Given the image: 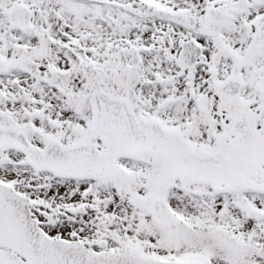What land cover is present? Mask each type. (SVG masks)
I'll list each match as a JSON object with an SVG mask.
<instances>
[{"label": "snow or ice", "instance_id": "6c2138e0", "mask_svg": "<svg viewBox=\"0 0 264 264\" xmlns=\"http://www.w3.org/2000/svg\"><path fill=\"white\" fill-rule=\"evenodd\" d=\"M0 264H264V0H0Z\"/></svg>", "mask_w": 264, "mask_h": 264}]
</instances>
